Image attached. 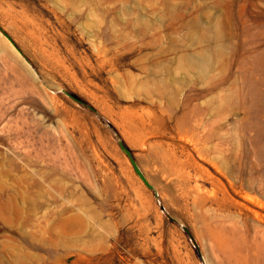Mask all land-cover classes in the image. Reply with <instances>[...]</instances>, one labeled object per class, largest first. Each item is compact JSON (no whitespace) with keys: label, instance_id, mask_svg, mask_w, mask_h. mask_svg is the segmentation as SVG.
Instances as JSON below:
<instances>
[{"label":"rangeland","instance_id":"1","mask_svg":"<svg viewBox=\"0 0 264 264\" xmlns=\"http://www.w3.org/2000/svg\"><path fill=\"white\" fill-rule=\"evenodd\" d=\"M233 254L264 264V0H0V264Z\"/></svg>","mask_w":264,"mask_h":264},{"label":"water","instance_id":"2","mask_svg":"<svg viewBox=\"0 0 264 264\" xmlns=\"http://www.w3.org/2000/svg\"><path fill=\"white\" fill-rule=\"evenodd\" d=\"M6 36L11 39V37L8 34H6ZM67 93L69 95L73 96L70 92L67 91ZM119 144H120L121 148L124 150V152L129 156V158H130V160H131V162L133 164V167H134L135 171L138 173V175L142 178V180L149 187H152V184L147 180L146 176L144 175V173L142 172V170L138 166L137 162L135 161V159H134V157L132 155L131 150L121 140H119ZM182 227L184 228V230H186L189 233V229H188V227L186 225H182Z\"/></svg>","mask_w":264,"mask_h":264},{"label":"bare ground","instance_id":"3","mask_svg":"<svg viewBox=\"0 0 264 264\" xmlns=\"http://www.w3.org/2000/svg\"><path fill=\"white\" fill-rule=\"evenodd\" d=\"M7 39L9 40V42L12 44V46L23 56V52L20 50V48L17 46V44L12 40V39H10V38H8L7 37ZM28 64H29V62H28ZM29 65H31V64H29ZM167 151V150H166ZM168 153V152H167ZM165 154V153H164ZM166 157V156H165ZM170 157V156H169ZM168 157V158H169ZM170 158H172V157H170ZM183 162V161H182ZM170 164V163H169ZM169 166H171V165H169ZM168 166V167H169ZM175 169V168H174ZM181 169V168H180ZM176 170V169H175ZM183 170H185V169H183ZM174 172V171H173ZM184 172V171H183ZM187 174V173H186ZM179 177V176H178ZM180 179V178H179ZM195 193V192H194ZM195 195V194H194ZM248 201V200H247ZM260 202V201H259ZM249 203V202H248ZM215 235V234H214ZM234 247V246H233ZM237 248V247H236ZM233 257L235 258V260H236V262H235V264H240L242 261H243V258L241 259V258H237V254H233Z\"/></svg>","mask_w":264,"mask_h":264}]
</instances>
